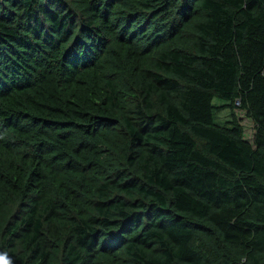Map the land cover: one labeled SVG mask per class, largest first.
<instances>
[{
  "label": "trees",
  "instance_id": "trees-1",
  "mask_svg": "<svg viewBox=\"0 0 264 264\" xmlns=\"http://www.w3.org/2000/svg\"><path fill=\"white\" fill-rule=\"evenodd\" d=\"M0 264H264V0H0Z\"/></svg>",
  "mask_w": 264,
  "mask_h": 264
},
{
  "label": "rangeland",
  "instance_id": "rangeland-1",
  "mask_svg": "<svg viewBox=\"0 0 264 264\" xmlns=\"http://www.w3.org/2000/svg\"><path fill=\"white\" fill-rule=\"evenodd\" d=\"M221 100L220 99H215L214 102H220ZM223 115V114H221Z\"/></svg>",
  "mask_w": 264,
  "mask_h": 264
}]
</instances>
